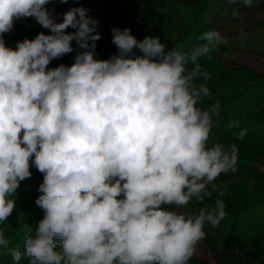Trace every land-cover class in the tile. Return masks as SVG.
Returning <instances> with one entry per match:
<instances>
[{
  "label": "clouds",
  "instance_id": "clouds-1",
  "mask_svg": "<svg viewBox=\"0 0 264 264\" xmlns=\"http://www.w3.org/2000/svg\"><path fill=\"white\" fill-rule=\"evenodd\" d=\"M53 2L68 0H0V224L31 167L43 174L42 219L23 225L22 246L0 230V250L15 264H189L205 226L227 215L222 198L198 212L189 205L211 198L238 161L235 143H209L220 101L200 106L212 95L200 60L225 37L210 29L189 49H168L158 36L138 40L113 27L118 51L99 59L98 20L78 6L58 22ZM27 17L50 34L7 46L4 34ZM73 41L83 50L74 62L48 68L74 51Z\"/></svg>",
  "mask_w": 264,
  "mask_h": 264
},
{
  "label": "trees",
  "instance_id": "trees-1",
  "mask_svg": "<svg viewBox=\"0 0 264 264\" xmlns=\"http://www.w3.org/2000/svg\"><path fill=\"white\" fill-rule=\"evenodd\" d=\"M225 5L234 12L230 0H68L61 4L53 2L58 22L62 14L72 7L88 9V15L98 20L97 31L101 39L96 42V56L107 59L117 53L112 43V28H129L138 40L146 36H158L168 49L183 43L185 49L201 43L198 36L207 30L215 29L213 14ZM236 11V9H235ZM68 32L75 31L67 29ZM50 34L34 18L16 20L11 32L4 34L6 45L15 48L18 41L33 39L37 34ZM253 36V37H252ZM255 35L250 33L251 40ZM73 43L74 51L59 59H54L48 68L60 64L70 66L78 52L83 51ZM139 55V50L134 49ZM229 52L222 43L218 50L211 53V59L201 58L200 63L211 73L207 85L212 93L210 98H202L200 106L206 108L219 100L221 111L211 131L209 143H235L238 147V161L235 172L222 174L215 181L216 189L211 198L203 203L193 201L189 209L198 212L202 207H213L217 199L225 203L226 217L218 226H205L206 239L201 243L208 250L214 264H264V76L246 67L235 66L222 60L221 55ZM231 121H238L239 128H229ZM247 129L242 140L235 133ZM260 166L262 171L253 167ZM31 178L19 185L14 196L16 209L6 222L0 224L11 246H22L24 232L28 224L35 229L43 217V210L35 204L40 195L38 186L43 174L31 167ZM224 192L223 197L218 194ZM0 264H15L10 255L0 250ZM19 264H28L22 259ZM189 264H210L199 258L196 253Z\"/></svg>",
  "mask_w": 264,
  "mask_h": 264
},
{
  "label": "rangeland",
  "instance_id": "rangeland-1",
  "mask_svg": "<svg viewBox=\"0 0 264 264\" xmlns=\"http://www.w3.org/2000/svg\"><path fill=\"white\" fill-rule=\"evenodd\" d=\"M220 6L221 9L216 10L212 18L216 30L225 37L224 44L229 48V52L221 55L222 60L235 66L246 67L264 76V0H254L252 7H245L239 0L231 2V5H228L234 6L231 10L236 9L240 13L235 18L233 12L225 8V5H219V8ZM250 33L255 35L252 38L254 40L248 38ZM253 169L262 171L258 165ZM196 255L214 264L201 242L196 249Z\"/></svg>",
  "mask_w": 264,
  "mask_h": 264
}]
</instances>
